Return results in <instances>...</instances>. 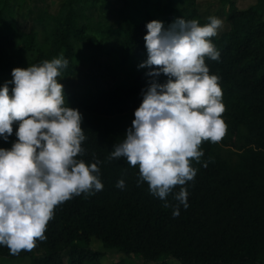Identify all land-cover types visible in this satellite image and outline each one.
Instances as JSON below:
<instances>
[{
  "label": "trees",
  "instance_id": "trees-1",
  "mask_svg": "<svg viewBox=\"0 0 264 264\" xmlns=\"http://www.w3.org/2000/svg\"><path fill=\"white\" fill-rule=\"evenodd\" d=\"M30 1L0 0V85L12 80L15 67L61 55L68 60L63 79L76 75V58L94 61L99 54L128 65L129 74L111 89L64 90L68 105L83 117L86 139L77 159L88 165L99 161L102 190L57 205L46 239L15 255L0 245V258L28 264H100L104 254L90 247L97 238L106 249L136 257L135 264H264V0L246 9L232 0H217L228 5V29L210 37L221 55L219 60L206 57L205 63L220 78L226 129L218 141H202L203 155L192 161L196 175L174 186L164 200L149 191L146 181L137 182L138 166L125 157L109 156L131 126L142 91L153 80L168 79L163 73L149 76V67H139L147 59L146 24L157 19L167 27L178 17L208 23L198 13L197 0H122V20L114 27L106 19V0H61L55 11H44L24 30L17 9ZM24 53L27 57L21 58ZM12 87L10 83V95ZM120 179L123 189L116 186ZM181 187L187 188L188 207L180 204L174 216L179 203L174 193Z\"/></svg>",
  "mask_w": 264,
  "mask_h": 264
},
{
  "label": "clouds",
  "instance_id": "clouds-1",
  "mask_svg": "<svg viewBox=\"0 0 264 264\" xmlns=\"http://www.w3.org/2000/svg\"><path fill=\"white\" fill-rule=\"evenodd\" d=\"M208 21L178 17L167 27L157 19L146 24L147 59L139 67H149V76L163 73L168 79L153 80L142 91L131 126L109 156L125 157L138 166L137 182L146 181L149 191L162 200L174 186L194 178L197 169L192 161H200L202 141L216 142L226 129L220 78L210 74L205 63L206 57L220 58L210 37L218 34L223 20L210 16ZM67 65L61 55L27 68L15 67L12 80L0 85V139L7 141L17 123L18 139L10 148L0 147V245L14 255L46 239L57 205L103 188L99 161L88 165L77 159L86 139L83 117L68 105L57 79ZM116 186L123 189L125 181L118 180ZM187 197L186 187L174 193L179 202L174 216L179 215L180 204L188 207Z\"/></svg>",
  "mask_w": 264,
  "mask_h": 264
},
{
  "label": "rangeland",
  "instance_id": "rangeland-1",
  "mask_svg": "<svg viewBox=\"0 0 264 264\" xmlns=\"http://www.w3.org/2000/svg\"><path fill=\"white\" fill-rule=\"evenodd\" d=\"M61 0H32L28 3H24L22 7L17 9V21L22 29L27 30L34 18L40 16L44 11H55L58 3ZM104 1V0H103ZM136 1V0H132ZM239 9H246L256 3V0H232ZM107 16L111 26H116L122 20V16L119 12V8L122 5V0H106ZM197 9L199 15L203 19H208L210 16H217L223 20L222 27L218 30V35L227 31L228 25L225 22L224 12L228 5L221 4L217 0H197ZM132 5V4H131ZM130 5V9H131ZM137 4H134L131 11L135 12ZM105 15V13L103 12ZM89 51L86 52V54ZM27 57V54H22L21 58ZM16 59L20 56L15 57ZM77 73L74 77L66 79L57 77L59 82L63 84L64 90L71 92H85L87 90L97 91L101 89H111L115 84L124 80L129 74V67L124 63H117L116 60L106 54H99L96 56V60H89L85 57L76 58ZM17 130V123H13V133L9 136L7 141L0 139V144H12L16 139L15 135ZM90 247L101 252L104 255L101 257L100 264H113L123 262L125 264H135L137 258L134 256H123L119 251L115 249H106L103 244L97 239L92 238ZM169 264H177L170 260ZM0 264H28L27 260L22 261H8L0 258Z\"/></svg>",
  "mask_w": 264,
  "mask_h": 264
}]
</instances>
